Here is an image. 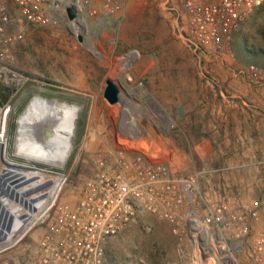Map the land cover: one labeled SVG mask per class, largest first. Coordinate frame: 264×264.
<instances>
[{
	"label": "rangeland",
	"instance_id": "1",
	"mask_svg": "<svg viewBox=\"0 0 264 264\" xmlns=\"http://www.w3.org/2000/svg\"><path fill=\"white\" fill-rule=\"evenodd\" d=\"M60 5L74 9L76 0ZM80 15L78 21L58 18L55 26H26L24 39L0 62V142L6 143V158L26 168L19 180L25 186L16 191L20 200L8 203L14 220L0 239V264L31 263L34 233L24 236L49 199L36 206V194L26 191L43 183L42 190L50 191L65 182L70 189L91 173L94 157L115 145L197 173L205 184L248 194L264 206V87L244 73L251 63L264 65V5L239 26L230 53L201 58L159 0H133L117 18ZM109 78L123 91V106L105 100ZM35 97L80 108L75 143L61 168L13 155L16 120ZM134 118L133 134L122 124ZM179 262L170 225L150 214L107 248V264Z\"/></svg>",
	"mask_w": 264,
	"mask_h": 264
},
{
	"label": "built area",
	"instance_id": "2",
	"mask_svg": "<svg viewBox=\"0 0 264 264\" xmlns=\"http://www.w3.org/2000/svg\"><path fill=\"white\" fill-rule=\"evenodd\" d=\"M132 1L82 0L81 11L61 7V0H0V62L24 39L26 26H55L58 18L69 17L68 9L72 21L82 12L93 20L117 18ZM159 1L198 58L230 53L239 26L264 5V0ZM244 73L264 87V65L251 63ZM91 166L75 186L67 189L66 182L24 236L34 233L30 264H107L111 240L143 214L170 225L179 264H264V206L248 194L205 184L197 173L121 144L94 157ZM42 189L44 183L28 194Z\"/></svg>",
	"mask_w": 264,
	"mask_h": 264
},
{
	"label": "bare ground",
	"instance_id": "3",
	"mask_svg": "<svg viewBox=\"0 0 264 264\" xmlns=\"http://www.w3.org/2000/svg\"><path fill=\"white\" fill-rule=\"evenodd\" d=\"M76 6L79 10L83 9L82 0H76ZM54 105L48 100L35 98L28 111L20 116L18 131L13 144V155L15 157L22 158L29 163L35 162L52 167H63L75 143L80 108L67 103L65 105L58 104V112H52L56 110ZM47 120H50V133L45 138L39 124ZM122 125L130 127V133L138 132L135 118ZM3 144L6 146V143ZM64 185H58L57 183L54 189L50 191L42 190L35 193L36 206L45 202V199H49L46 204L47 207ZM39 211L38 208L37 213Z\"/></svg>",
	"mask_w": 264,
	"mask_h": 264
},
{
	"label": "water",
	"instance_id": "4",
	"mask_svg": "<svg viewBox=\"0 0 264 264\" xmlns=\"http://www.w3.org/2000/svg\"><path fill=\"white\" fill-rule=\"evenodd\" d=\"M68 14L70 19H74V15L71 9H68ZM130 57V54L126 55L123 59V65H126V59ZM39 98L40 97H35ZM35 98L29 103V105L24 109V111L19 115L18 119L21 115L28 111L29 107L32 105ZM104 98L110 105H118L120 104L123 106L125 104V96L119 85L111 78L106 80V88L104 90ZM43 99V98H42ZM49 102L55 104L54 107L56 108L55 111L58 112V104L65 105L66 103H60L57 100H48ZM153 106H156V103L150 99L149 100ZM18 119L16 120L17 129L18 131ZM49 123L50 120L44 121L39 124V128L42 132V135L45 137L50 133L49 130ZM46 138V137H45ZM6 146L0 142V239L4 237V234L11 230V226L13 224V214L10 213L9 201L13 200H20V197L16 193L17 189H21L25 186L23 181H19L22 178V169H26L23 166H19L10 162L8 158H6ZM11 169H15V172L11 173ZM14 171V170H13ZM16 188V189H15ZM25 192V191H24ZM28 192V191H26ZM5 210V215L3 216ZM6 215L8 216L6 220ZM4 232V233H3Z\"/></svg>",
	"mask_w": 264,
	"mask_h": 264
},
{
	"label": "flooded vegetation",
	"instance_id": "5",
	"mask_svg": "<svg viewBox=\"0 0 264 264\" xmlns=\"http://www.w3.org/2000/svg\"><path fill=\"white\" fill-rule=\"evenodd\" d=\"M5 113V112H4ZM11 113L12 112H10V116H11ZM5 215V210H4V213H3V216ZM7 218H8V216L6 215V220H7ZM4 233V232H3Z\"/></svg>",
	"mask_w": 264,
	"mask_h": 264
}]
</instances>
